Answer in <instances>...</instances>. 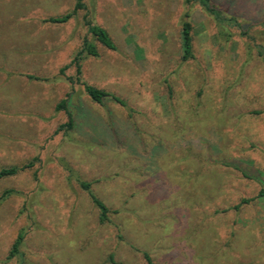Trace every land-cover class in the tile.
Here are the masks:
<instances>
[{
  "label": "rangeland",
  "instance_id": "obj_1",
  "mask_svg": "<svg viewBox=\"0 0 264 264\" xmlns=\"http://www.w3.org/2000/svg\"><path fill=\"white\" fill-rule=\"evenodd\" d=\"M78 2L68 22H45ZM212 2L240 24L228 41L185 0H0V168L38 158L0 180V194L19 192L0 205V264H264V0ZM85 21L116 50L94 42L80 79L127 108L92 102L74 67L60 75L91 40ZM65 98L74 128L55 133Z\"/></svg>",
  "mask_w": 264,
  "mask_h": 264
},
{
  "label": "trees",
  "instance_id": "obj_2",
  "mask_svg": "<svg viewBox=\"0 0 264 264\" xmlns=\"http://www.w3.org/2000/svg\"><path fill=\"white\" fill-rule=\"evenodd\" d=\"M186 4H197L201 7V9L208 15L210 18L213 19L215 26L217 28V36L220 39H224L228 41L231 37V33L226 29V24L236 25V27H240V24L237 22V19L232 16H226L222 11L218 9V6L212 2V0H185ZM82 5L78 2L76 6L69 12L57 16V17H50L45 20V22L52 23V24H64L68 22L75 14L77 9L81 8ZM190 15L186 12L183 15V20L181 22V30H180V52H181V61L187 62L194 58L193 53V36H192V24L189 20ZM85 26L87 28V33L90 35L91 40L87 39L86 37L83 39L81 43V47L74 53L72 59L68 64L63 66L59 72L60 75H64V71L69 69L70 67L75 68V79L68 78L69 82L72 84L74 81L80 83L83 86V91L86 96L94 103L102 104L105 100L110 99L115 103L119 104L120 106L127 108L126 102L121 99L120 97L116 96L113 93L104 91L102 89H98L94 86L88 85L85 82H82L80 79L81 76V62L88 58L94 57L97 58L99 56L96 44L94 42L99 43L102 47L107 50L115 51L116 45L110 38L108 32L92 23L91 21H85ZM29 79L33 80H40L34 76H28ZM56 111L62 110L66 113L68 121L65 124L58 126L55 133L59 131H71L74 128V119L72 113L67 108V99H62L56 105ZM38 161V158H33L32 160L24 163L22 165H12L7 167L0 168V180L15 176L21 172L29 170L35 166V163ZM77 183L79 187L87 193L89 199L91 200L92 204L98 209L99 212V223L104 224L109 220V209L106 205L95 195L92 191V183L87 181H82L77 179ZM19 192L13 189H6L0 194V205L3 201L8 199L13 194H18ZM264 196V190L259 192L258 197ZM252 199H243L238 204L233 206L231 209L239 210V208L244 205L248 204ZM24 240V233L21 231L16 239L14 240L9 254L7 255L6 259L11 260L16 257H20V248ZM144 258L150 264V260L148 259V255L143 253ZM112 256H110V259Z\"/></svg>",
  "mask_w": 264,
  "mask_h": 264
}]
</instances>
